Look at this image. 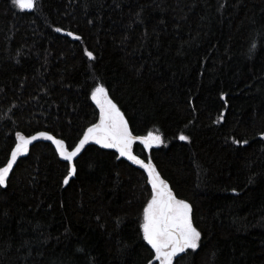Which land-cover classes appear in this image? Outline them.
Segmentation results:
<instances>
[{
    "label": "trees",
    "instance_id": "trees-1",
    "mask_svg": "<svg viewBox=\"0 0 264 264\" xmlns=\"http://www.w3.org/2000/svg\"><path fill=\"white\" fill-rule=\"evenodd\" d=\"M98 83L134 135L162 136L132 150L193 207L200 247L173 264H264V0H0V167L17 132L78 143ZM74 163L63 184L52 143L19 154L0 264H159L140 229L144 169L95 141Z\"/></svg>",
    "mask_w": 264,
    "mask_h": 264
},
{
    "label": "snow or ice",
    "instance_id": "snow-or-ice-1",
    "mask_svg": "<svg viewBox=\"0 0 264 264\" xmlns=\"http://www.w3.org/2000/svg\"><path fill=\"white\" fill-rule=\"evenodd\" d=\"M21 8L31 9L35 7V0H12ZM62 31V29H57ZM71 35V33H70ZM252 45V49H255ZM89 58L93 53L85 49ZM223 95V94H222ZM92 99L100 109L99 120L91 124L83 133L82 138L74 146H67L63 139H57L48 132H37L35 135L23 136L17 132V142L10 152V158L0 167V186L6 185L10 171L21 152L28 151V145L37 137H46L55 143L59 155L69 162L67 175L63 178V184L69 183V178L77 173L73 158L77 157L88 141H95L106 148H113L119 151L120 156L142 166L146 171V181L151 185L150 198L147 199L142 209V238L150 245V252L153 259L159 264H173L177 254H186L188 250L195 252L200 247L202 237L201 231L193 220V207L187 201L177 198L167 180L163 179L156 166L148 157V162L140 159L132 152L133 143L141 142L145 148L164 143L162 136L153 131L146 135H134L129 126L128 120L118 105L111 99L108 89L98 83L92 90ZM220 119H223L221 114ZM264 136V133H261ZM180 139L188 140L189 137L181 134ZM236 143H247V141H236ZM236 191V189H232ZM147 264H153L149 259Z\"/></svg>",
    "mask_w": 264,
    "mask_h": 264
},
{
    "label": "water",
    "instance_id": "water-1",
    "mask_svg": "<svg viewBox=\"0 0 264 264\" xmlns=\"http://www.w3.org/2000/svg\"><path fill=\"white\" fill-rule=\"evenodd\" d=\"M39 132H41V131H39ZM44 132H47V131H44ZM37 133V132H36ZM36 133H34V134H32V135H35ZM49 134H51L52 136H54L52 133H50V132H48ZM31 136V135H30ZM25 137H27V136H25ZM58 139V138H57ZM40 140H46V141H49L50 143H52V145L55 147V149H56V146H55V143L52 141V140H49V139H47L46 137H37V139L35 140V141H32L29 145H28V147L29 146H31L33 143H35L36 141H40ZM91 141H88V143H86L85 145H84V147L81 149V152L87 147V145L90 143ZM117 150V149H116ZM118 151V150H117ZM58 152V151H57ZM80 152V153H81ZM132 152H133V154L134 155H136V156H138L140 159H142V160H144L145 161V163H147L148 162V160H146V159H144L143 157H141L140 155H138V154H136L133 150H132ZM80 153L78 154V156L80 155ZM118 153H119V151H118ZM58 154H59V152H58ZM60 156V155H59ZM77 156V157H78ZM119 156H120V154H119ZM18 157H19V155H18ZM18 157H17V159H18ZM61 157V156H60ZM77 157H75V158H73V161H72V163H74V161H75V159L77 158ZM120 157H122V156H120ZM63 160H65L63 157H61ZM123 158H126L127 159V157H123ZM133 162V161H132ZM135 163V162H134ZM15 164V163H14ZM136 164V163H135ZM137 165H139V164H137ZM14 166V165H13ZM140 167H142L141 165H139ZM145 171V170H144ZM11 172V171H10ZM146 172V171H145ZM10 174V173H9ZM178 255V254H177ZM175 258V257H174ZM174 260V259H173Z\"/></svg>",
    "mask_w": 264,
    "mask_h": 264
}]
</instances>
